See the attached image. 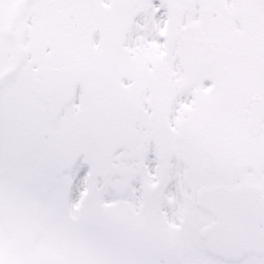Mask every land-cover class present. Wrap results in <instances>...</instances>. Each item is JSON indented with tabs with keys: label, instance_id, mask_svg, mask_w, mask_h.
<instances>
[{
	"label": "snow or ice",
	"instance_id": "obj_1",
	"mask_svg": "<svg viewBox=\"0 0 264 264\" xmlns=\"http://www.w3.org/2000/svg\"><path fill=\"white\" fill-rule=\"evenodd\" d=\"M0 264H264V0H0Z\"/></svg>",
	"mask_w": 264,
	"mask_h": 264
}]
</instances>
